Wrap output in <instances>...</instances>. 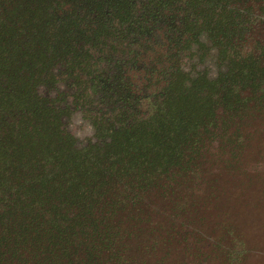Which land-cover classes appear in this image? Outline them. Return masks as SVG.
I'll use <instances>...</instances> for the list:
<instances>
[{
	"label": "trees",
	"instance_id": "16d2710c",
	"mask_svg": "<svg viewBox=\"0 0 264 264\" xmlns=\"http://www.w3.org/2000/svg\"><path fill=\"white\" fill-rule=\"evenodd\" d=\"M263 115L264 0H0V264H174Z\"/></svg>",
	"mask_w": 264,
	"mask_h": 264
},
{
	"label": "rangeland",
	"instance_id": "374dc122",
	"mask_svg": "<svg viewBox=\"0 0 264 264\" xmlns=\"http://www.w3.org/2000/svg\"><path fill=\"white\" fill-rule=\"evenodd\" d=\"M190 66L205 67L211 75L215 71L208 57L201 61L195 58ZM65 128L77 143L90 135V127L77 112L71 113ZM242 132V150L233 160L245 171L246 178L234 175L232 168L226 170L225 164L221 167L219 162L226 160V154L212 151L211 177L215 176L213 194L218 208L208 224L210 235L185 243L182 252L174 253V264H226L223 251L236 256L229 261L234 264H264V123L250 121ZM211 239H220L223 247L211 251Z\"/></svg>",
	"mask_w": 264,
	"mask_h": 264
}]
</instances>
